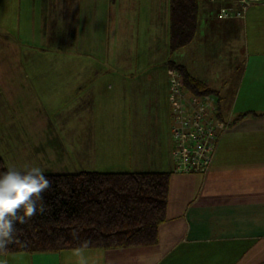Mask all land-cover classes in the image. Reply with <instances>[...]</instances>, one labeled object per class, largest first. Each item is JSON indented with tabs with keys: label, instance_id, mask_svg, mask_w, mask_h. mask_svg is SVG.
I'll return each mask as SVG.
<instances>
[{
	"label": "crops",
	"instance_id": "0c3cea01",
	"mask_svg": "<svg viewBox=\"0 0 264 264\" xmlns=\"http://www.w3.org/2000/svg\"><path fill=\"white\" fill-rule=\"evenodd\" d=\"M80 1H66L73 4L74 27L70 33L58 24L57 30L46 29L48 13L56 11L57 2L60 10L63 1L56 0L48 12L46 8L36 10L40 16L32 29L36 49L44 51L47 45L70 47L69 41H76L81 20L88 15L80 16ZM200 1L197 37L176 54L171 55L170 51L168 14L162 24L163 40L153 39L150 44L154 51L152 63H134L129 50L128 21L124 18L121 29L119 26L112 29L109 63H72L69 74L73 75L58 77L63 83L58 94L64 100L70 97L74 101L79 120L84 124L80 126L82 132L75 152L86 158L75 161L70 172L69 162L59 158L61 147L58 145L60 149L55 150L48 138L42 155L50 169L43 174L83 171L176 174L169 60L185 66L194 78L218 95L220 113L232 125L231 131L219 141L209 173L189 174L200 188L185 201L174 197L173 176L168 219L161 226L157 245L82 250L87 264H259L258 261L264 260V4L252 6L244 18L221 19L220 5ZM189 63L204 64L208 68L205 78L195 76ZM214 63H244L234 87H228V74L218 70L220 64ZM59 64L65 67L64 63ZM45 78L37 79L43 95ZM19 85L17 77H0V97L14 100L15 93L22 89ZM249 112L261 116L240 119ZM64 122L63 133L72 127ZM44 126L34 120L33 131L46 135L42 131ZM36 148L40 152L44 146ZM77 261L75 250L0 255V264H77Z\"/></svg>",
	"mask_w": 264,
	"mask_h": 264
},
{
	"label": "rangeland",
	"instance_id": "374dc122",
	"mask_svg": "<svg viewBox=\"0 0 264 264\" xmlns=\"http://www.w3.org/2000/svg\"><path fill=\"white\" fill-rule=\"evenodd\" d=\"M57 1H63L64 4L59 10L60 4L57 2L56 11H52L51 4L56 0H0V77L4 79L17 77V81L20 80L19 86L23 89L15 93L14 100L10 97H0V152L8 168L13 167L18 171H23L26 166L40 167L43 172L49 171L46 170L50 169L49 165L44 163L47 159L42 155L45 153V145L49 139L55 150L58 151L61 147L62 154L58 156L61 160L69 162L70 172L75 161L86 158L80 157L75 152L78 147L77 138L82 132L80 126L84 127V124L79 120L74 101L70 97L64 100L63 96L58 94L63 86L58 77L73 75L69 74L73 70L72 63H109L108 49L112 48V29L118 26L121 29L124 18L128 21L129 50L135 58L134 63H152L151 57L154 51H151V41L157 38L163 40L161 34L164 25L162 24L165 19L167 20L168 14L170 15V0H81L80 16L88 15L81 20L82 27L79 25L76 41L70 40V47L51 48L47 45L44 51L38 50L32 43V29L36 24L35 21L37 23L40 21L38 12L43 8H46L47 12L51 10L47 15V30L54 28L57 30V26L60 25V29L63 28L70 33L74 27L71 10L73 4L66 2L70 0ZM208 3L220 5L218 11L228 5L224 2L219 5ZM1 44L10 45L2 47ZM59 63H64L65 67ZM154 63L158 62L154 61ZM214 64H220L218 70H224L228 74L226 79L230 83L228 87L230 89L234 87V83L239 79V68L244 63ZM189 65L193 67L195 76L200 79L205 78L208 68H204V64L202 66L201 63H189ZM172 75L175 74L171 72L170 75L169 72L170 80L173 78ZM45 76L46 92L43 95L38 88L40 84L37 79ZM217 98L220 105L219 97ZM217 118L221 122L228 123L226 130L220 136L222 138L231 131L232 125L222 117L221 113ZM33 119L38 125H46L42 128L46 135H37L33 131ZM41 120H44L43 125ZM65 120L72 127L63 133ZM43 146L40 152L36 150L38 149L36 147ZM174 162L176 166L175 159ZM173 176L175 189L173 194L181 201H185L190 193H195L200 188L199 185H194L192 176L179 172ZM258 263L262 264L264 260Z\"/></svg>",
	"mask_w": 264,
	"mask_h": 264
},
{
	"label": "trees",
	"instance_id": "16d2710c",
	"mask_svg": "<svg viewBox=\"0 0 264 264\" xmlns=\"http://www.w3.org/2000/svg\"><path fill=\"white\" fill-rule=\"evenodd\" d=\"M200 11V0H170L171 55L195 41ZM168 67V72L180 76L189 92L215 94L185 66L169 60ZM250 115L261 116L249 112L240 119ZM7 169L0 152V172ZM44 175L51 181V187L42 194L45 211H38L28 223H17L15 241L0 255L72 251L81 248L84 241L90 243L83 250L158 244L161 226L168 219L173 173L83 171Z\"/></svg>",
	"mask_w": 264,
	"mask_h": 264
},
{
	"label": "built area",
	"instance_id": "2783aa9c",
	"mask_svg": "<svg viewBox=\"0 0 264 264\" xmlns=\"http://www.w3.org/2000/svg\"><path fill=\"white\" fill-rule=\"evenodd\" d=\"M207 1L228 4L219 11L221 19L244 18L252 6L264 4V0ZM171 72L175 74L171 79V99L176 171L206 175L214 164L220 136L228 123L217 120L220 115L217 95H195L185 88L175 71Z\"/></svg>",
	"mask_w": 264,
	"mask_h": 264
},
{
	"label": "clouds",
	"instance_id": "9594fccd",
	"mask_svg": "<svg viewBox=\"0 0 264 264\" xmlns=\"http://www.w3.org/2000/svg\"><path fill=\"white\" fill-rule=\"evenodd\" d=\"M50 187L51 181L40 167L26 166L23 171L9 167L0 172V251L15 241L13 234L17 223H28L38 211L41 214L45 211L42 194ZM89 243L84 241L81 248L75 250L77 264H87L82 250Z\"/></svg>",
	"mask_w": 264,
	"mask_h": 264
}]
</instances>
